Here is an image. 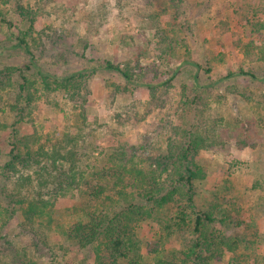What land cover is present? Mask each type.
Returning a JSON list of instances; mask_svg holds the SVG:
<instances>
[{
  "label": "trees",
  "instance_id": "16d2710c",
  "mask_svg": "<svg viewBox=\"0 0 264 264\" xmlns=\"http://www.w3.org/2000/svg\"><path fill=\"white\" fill-rule=\"evenodd\" d=\"M120 1L124 0H116V4ZM144 3L153 8L148 17L155 25L157 39L152 51L158 69L151 70L154 80L161 79L156 87H170L178 72L195 69L193 89L183 86L181 91L180 117L184 122L170 129L163 152L145 158V142L119 144L98 167L89 164L95 156L80 152L78 134L52 137L20 133L37 93L29 76L39 80L43 93L59 91L77 101L84 100L86 83L96 70L120 78L122 91L137 84L155 89L143 81L145 68L138 62L104 60L89 68L58 73L41 64L43 58H54L64 43L51 25L42 23V8L23 5L21 0H0V27L6 28L7 43H0V55L21 59L17 66L0 69V98L2 93H10L6 123L0 124V133H7L4 141L0 139V147L4 143L8 148L6 161L0 166V228L20 215L23 231L30 237L56 230L66 241L90 251L93 264H264V256L257 253L262 200L248 201L255 198L258 186L240 188L228 169L218 190L209 194L198 187L206 178L199 153L220 145L215 130L222 122L220 117L210 120L202 93L237 76L255 82H264V78L250 66L214 78L213 64L223 62L222 54L197 61L189 46L194 36L189 15L198 6L188 0ZM238 3L231 13L241 17V34L232 35V46L250 65L264 64V0ZM6 6L19 18L17 25L8 18ZM219 28L227 33L228 20H220ZM242 35L249 40L243 42ZM13 85L14 90L8 92ZM243 192H248L245 199ZM201 195L206 196L203 203L199 202ZM59 200L69 203L65 212L71 223L67 226L54 219ZM145 223L146 232L142 228ZM22 254L7 264H39L28 259L25 251Z\"/></svg>",
  "mask_w": 264,
  "mask_h": 264
},
{
  "label": "rangeland",
  "instance_id": "374dc122",
  "mask_svg": "<svg viewBox=\"0 0 264 264\" xmlns=\"http://www.w3.org/2000/svg\"><path fill=\"white\" fill-rule=\"evenodd\" d=\"M188 2L198 6L193 15H189L194 32L189 40L193 58L206 61L218 53L222 54L223 62L213 64L212 76L216 79L236 74L240 67L246 69L248 66L259 78H264V64L250 65L231 43L232 35L241 34L238 27L241 17L239 13H231V9L239 5V0ZM21 4L42 8L45 15L42 23L51 25L59 36H63L65 46L63 43L54 58H43L41 64L58 73H70L104 60L115 64L138 62L147 72L143 81L155 89L149 90L137 84L129 86L128 91H122L124 83L120 78L96 70L86 83L84 100L71 101L59 91L43 93L39 80L29 76L35 82L33 86L37 93L25 118L27 124L21 125L20 133L36 132L40 136L52 137L78 134L81 137L80 152L95 156L89 164L98 167L103 164V157L119 144L145 142L142 153L145 158L150 153L163 152L167 138L171 136L170 129L183 125L180 117L183 110L181 91L183 86L193 89L195 69L187 67L178 72L170 87H156L161 79L154 80L151 70L158 64L152 51L153 46H157V39L155 25L148 17L153 8L146 6L144 0H124L117 4L116 0H21ZM8 8L6 6L8 18L17 25L19 18L13 16ZM224 18L229 22V30L225 34L219 28V21ZM5 34L6 28L0 27V43L4 45L7 44ZM242 39L243 42L249 40L245 35ZM43 42L48 47V43ZM20 62L21 59L0 55V69L17 66ZM158 72L160 74V69ZM14 88L13 85L8 92ZM9 94H1L0 124L6 123ZM202 97L211 113L210 120L220 117L222 122L215 130L220 145L199 153L198 160L206 168V178L198 183V187L209 194L218 190L228 169L230 178L240 188L258 186L255 198L250 197L248 201L262 200L258 208L260 243L257 253L264 256V82L237 76L204 91ZM6 136V132L0 133L1 140L4 141ZM0 150L1 166L6 161L8 148L3 143ZM247 194L243 192L242 198H247ZM205 198L201 195L199 202L203 203ZM68 205L67 200L56 203L54 219L61 225L71 223L65 212ZM22 224L23 218L17 215L0 228V264L10 263L14 256H22L24 251L28 259L39 264H93L90 251L81 250L75 243L66 241L58 231H44L43 235L33 238L23 231ZM147 224L142 226L145 232L148 231Z\"/></svg>",
  "mask_w": 264,
  "mask_h": 264
}]
</instances>
